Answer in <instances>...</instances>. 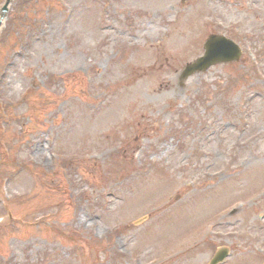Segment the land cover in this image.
<instances>
[{
    "label": "rangeland",
    "instance_id": "1",
    "mask_svg": "<svg viewBox=\"0 0 264 264\" xmlns=\"http://www.w3.org/2000/svg\"><path fill=\"white\" fill-rule=\"evenodd\" d=\"M212 34L241 58L182 78ZM223 247L221 264H264V0H13L0 264H210Z\"/></svg>",
    "mask_w": 264,
    "mask_h": 264
},
{
    "label": "water",
    "instance_id": "2",
    "mask_svg": "<svg viewBox=\"0 0 264 264\" xmlns=\"http://www.w3.org/2000/svg\"><path fill=\"white\" fill-rule=\"evenodd\" d=\"M13 0H7L0 18V26L9 10V5ZM242 55L240 46L225 35L212 34L205 43V53L194 62L189 63L182 72V78H187L194 73L208 70L217 63H227L239 60ZM230 255L228 247L220 248L213 256L210 264H219Z\"/></svg>",
    "mask_w": 264,
    "mask_h": 264
},
{
    "label": "trees",
    "instance_id": "3",
    "mask_svg": "<svg viewBox=\"0 0 264 264\" xmlns=\"http://www.w3.org/2000/svg\"><path fill=\"white\" fill-rule=\"evenodd\" d=\"M5 111H6L5 113H7V112H8L7 108H5Z\"/></svg>",
    "mask_w": 264,
    "mask_h": 264
},
{
    "label": "bare ground",
    "instance_id": "4",
    "mask_svg": "<svg viewBox=\"0 0 264 264\" xmlns=\"http://www.w3.org/2000/svg\"><path fill=\"white\" fill-rule=\"evenodd\" d=\"M0 18H1V14H0Z\"/></svg>",
    "mask_w": 264,
    "mask_h": 264
}]
</instances>
